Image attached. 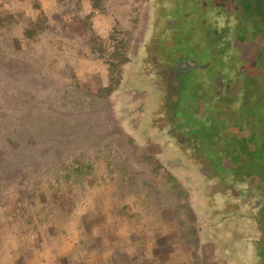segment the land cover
Instances as JSON below:
<instances>
[{
    "label": "rangeland",
    "instance_id": "374dc122",
    "mask_svg": "<svg viewBox=\"0 0 264 264\" xmlns=\"http://www.w3.org/2000/svg\"><path fill=\"white\" fill-rule=\"evenodd\" d=\"M100 1L89 19L92 0H0V264H65L61 251L78 254L74 264H205V233L176 181L98 92L107 64L92 30L139 36L143 2ZM230 243L222 258L235 255Z\"/></svg>",
    "mask_w": 264,
    "mask_h": 264
},
{
    "label": "trees",
    "instance_id": "16d2710c",
    "mask_svg": "<svg viewBox=\"0 0 264 264\" xmlns=\"http://www.w3.org/2000/svg\"><path fill=\"white\" fill-rule=\"evenodd\" d=\"M142 2L139 36L92 30L91 50L107 64L99 95L115 99L130 136L176 181L205 233V264H264V157L253 158L264 155V122L251 111L261 105L264 119V0ZM42 23L31 21L24 35L35 37ZM199 68L207 78L193 82ZM230 242L235 255L222 258Z\"/></svg>",
    "mask_w": 264,
    "mask_h": 264
},
{
    "label": "crops",
    "instance_id": "0c3cea01",
    "mask_svg": "<svg viewBox=\"0 0 264 264\" xmlns=\"http://www.w3.org/2000/svg\"><path fill=\"white\" fill-rule=\"evenodd\" d=\"M81 234V233H80ZM81 236V235H80ZM78 237H79V235H78ZM74 253H76L75 251H74ZM60 254H63V256L65 257H67L68 256V258H69V260H66V262H65V264H74V260L76 259V256L78 255V254H71V251H64V252H60ZM59 255V254H58ZM79 256V255H78ZM112 256V255H111ZM14 260H16V257L14 258ZM92 264V263H91Z\"/></svg>",
    "mask_w": 264,
    "mask_h": 264
}]
</instances>
